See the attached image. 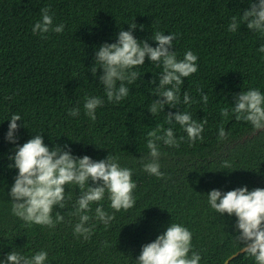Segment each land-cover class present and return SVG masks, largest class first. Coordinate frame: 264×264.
<instances>
[{
	"label": "trees",
	"instance_id": "obj_1",
	"mask_svg": "<svg viewBox=\"0 0 264 264\" xmlns=\"http://www.w3.org/2000/svg\"><path fill=\"white\" fill-rule=\"evenodd\" d=\"M43 7L50 8L55 25H65L63 33L33 34ZM248 8L249 0H0V261L13 250L31 256L43 249L46 264H137L143 245L178 223L193 233L200 264H224L232 255L228 264H255L240 251L235 215L222 216L207 197L213 189L264 188V130H254L231 112L243 91L256 88L264 94V53L258 51L264 36L246 24L228 31L232 17L239 19ZM134 22L138 40L157 47L154 32L175 34L170 51L178 59L189 50L198 56V72L181 86V104L165 105L154 116L148 107L161 99L155 88L162 65L146 57L136 69L141 79L127 85L130 94L119 104L107 101L99 80L103 69L95 77L91 72L99 46L116 43L121 29L131 30ZM198 89L208 95L207 105ZM185 91L192 97L190 105L183 104ZM92 96L104 99L95 121L83 107L85 97ZM73 107L80 108L78 117L69 115ZM223 108L230 111L227 119L221 116ZM182 111L198 122L207 119L203 141L192 144L179 124L167 123V112ZM13 114L22 117L17 121L19 145L43 134L47 146L69 145L75 156L118 158L122 167L133 170L134 207L116 212L106 195L100 204L115 219L105 226L95 218L100 205L91 204L90 224L96 227L89 240L74 235L79 216L70 213L80 195L74 184L66 186L72 199L65 209H55L65 218L55 228L29 226L13 215L8 193L18 169L9 167L14 163L9 157L16 144L6 138ZM158 125L172 128L177 139L185 137L179 148L158 142L164 178L143 170L150 159L148 133ZM221 126L228 134L225 140L219 139Z\"/></svg>",
	"mask_w": 264,
	"mask_h": 264
},
{
	"label": "clouds",
	"instance_id": "obj_2",
	"mask_svg": "<svg viewBox=\"0 0 264 264\" xmlns=\"http://www.w3.org/2000/svg\"><path fill=\"white\" fill-rule=\"evenodd\" d=\"M250 8L242 11L241 17L233 16L228 31L235 33L241 25H247L248 29L264 36V0H249ZM49 7L41 9V19L33 28V34L42 37L50 32L63 33L65 25L54 24L53 14ZM129 31L121 29L116 43H104L95 53V64L91 72L95 77L99 69H103V75L99 76L103 84L107 101L119 104L130 94L129 84H135L141 79L139 69L145 65L148 57L152 63L162 65L163 71L159 76V86L155 88V96L161 99L153 100L148 110L152 115L164 111L165 105L176 108L181 104V86L184 78H188L199 70L198 56L192 51H187L182 60L177 58L173 47L175 34L165 35L154 32L152 39L157 47H152L147 39L138 40L133 32L137 28L134 22L129 25ZM143 30V26H140ZM264 53V45L258 49ZM99 65V67H97ZM156 83L155 80L152 81ZM201 99L205 105L209 102L208 95L199 90ZM235 106L231 112L236 120L250 122L254 130H264V94L259 89L253 88L243 91L236 97ZM192 97L185 91L183 104L190 105ZM104 99L99 96L85 97L83 105L85 115L91 120H96V110L102 107ZM69 115L78 117L80 108L73 107ZM221 116L229 118L228 108L221 109ZM22 120L19 114H13L10 118L7 140L16 144L15 154L9 159L14 161L10 168L18 169V175L11 187L12 214L32 224L55 228L58 223L64 222V215L55 211L57 207L65 209L66 201L72 199L71 193L66 192V186L74 184L80 190L76 200L75 210L70 215H78L79 222L74 226V235L85 240L91 239L96 225L90 224L93 219L91 204L100 206L95 209V218L108 226L115 219V215L109 214L100 204L107 195L110 207L119 212L127 211L134 207L136 200L134 191L137 184L132 179L133 170L122 167L118 158L111 154L104 160L96 161L90 156H75L69 145L61 147L55 145L49 147L45 144L43 134H36L23 145L17 144L16 133ZM179 124L187 133V139L194 144L197 140L203 141V132L207 119L194 120L187 111L167 112V123ZM25 127V124H24ZM162 133V134H161ZM225 128H219V139L227 138ZM185 137L177 139L172 128L165 129L158 125L148 133L147 148L150 159L143 164V170L157 178H164L159 163L162 155L159 141L165 146L179 148ZM67 149V150H66ZM225 168L229 167L227 162ZM89 181L95 183L91 186ZM211 208L222 216L228 214L237 218L236 228L239 232L237 239L242 245V251L253 257L255 264H264V188L249 190L247 186L235 190L222 192L213 189L207 194ZM55 211V216L53 213ZM193 233L189 228L178 223H171L166 231L160 234L153 242L143 245L141 253L136 260L137 264H200L202 259L199 252L194 251ZM191 253V255H189ZM48 252L40 250L34 255H23L15 250L9 252L0 261V264H46Z\"/></svg>",
	"mask_w": 264,
	"mask_h": 264
},
{
	"label": "water",
	"instance_id": "obj_3",
	"mask_svg": "<svg viewBox=\"0 0 264 264\" xmlns=\"http://www.w3.org/2000/svg\"><path fill=\"white\" fill-rule=\"evenodd\" d=\"M240 251H242V249H241ZM240 251H238V252H240ZM232 257H233V255H232L231 257H229V258L225 261L224 264H228V262L230 261V259H231Z\"/></svg>",
	"mask_w": 264,
	"mask_h": 264
}]
</instances>
